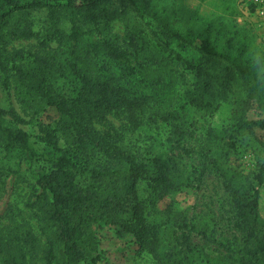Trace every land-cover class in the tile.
I'll use <instances>...</instances> for the list:
<instances>
[{"label":"trees","instance_id":"1","mask_svg":"<svg viewBox=\"0 0 264 264\" xmlns=\"http://www.w3.org/2000/svg\"><path fill=\"white\" fill-rule=\"evenodd\" d=\"M37 10L47 12L54 38L64 43L63 54L29 55L33 61L27 67L17 61L23 54L16 53L12 69L30 95L54 108L57 127L45 130L39 138L43 145L37 146L27 132L4 124L6 116L18 117L0 107V179L4 178L1 182L6 186L11 176L19 175L22 164L31 174L36 190L30 207L36 210L38 233L45 240V264H96L93 227L102 223L121 224L157 264H182L194 253L205 262L264 264V220L259 215L258 191L264 182V158L248 174L231 166L229 154L224 156L225 166L212 161L234 212L232 228L237 240L198 233L197 225H186L167 205L163 213L174 227L171 250L162 253L167 226L147 219L145 202L159 213L157 204L180 187L172 173L176 171L172 157L164 153L139 158L93 126L95 119L120 112L127 114L133 130L138 129L146 111L162 102L160 93L175 80L170 70L180 61L194 80L189 103L203 109H217L226 102L236 105L227 139L208 129L205 157L214 143L233 147L240 132L252 135L264 152V140L255 136L257 130L264 133V61L252 47L245 27L232 21L209 22L179 0H0V69H4L9 34L32 36L4 28L17 20L30 29L28 16ZM134 14L133 21L145 25L139 29H149V41L144 35L147 31H130L128 48H122L103 35L101 29H108L114 20ZM62 19L69 24L68 33L54 27ZM100 55L106 61H99ZM238 86L243 88L244 98L237 95ZM253 104L261 110L257 118L248 116ZM160 118L171 126L173 139L180 138L175 139L179 147L185 130L177 123L178 112H166ZM57 131L68 139L69 148L60 147ZM4 158L21 163L4 171ZM142 181H147L153 193L148 200L138 197ZM122 215H128L127 221H120ZM181 228L186 231L179 235ZM193 232L201 234L199 243H191ZM28 236L31 234L26 232L24 240ZM236 241L239 245H234ZM23 260V251L0 237V264H22Z\"/></svg>","mask_w":264,"mask_h":264},{"label":"rangeland","instance_id":"2","mask_svg":"<svg viewBox=\"0 0 264 264\" xmlns=\"http://www.w3.org/2000/svg\"><path fill=\"white\" fill-rule=\"evenodd\" d=\"M179 3L209 22L232 21L240 27H245L252 37V47L264 61V26L243 6L241 0H179ZM129 17L127 16L123 20L116 19L108 29H101L104 30L103 35L106 38H110L115 45L122 48H128L130 31L139 34L145 30L147 33L144 35L150 34L151 38L149 29H139L144 28L145 25L143 26L139 20L133 21L132 18H136L135 14L134 17L132 15ZM27 21L30 22V29H24L25 22L16 23L17 20H11L4 28V31L5 29L9 32L23 31L25 34L31 33L32 36L25 38L9 34L10 41L8 40L9 43L5 49L6 52H4L6 53L3 59L4 69H0V107L4 110L14 111L18 117V120H15L11 116H6L4 124L16 126L27 132L30 140L42 147L43 143H40L39 138L45 130L52 131L57 127L58 114L54 108L47 107L44 102L30 95L26 88L20 84L12 69L15 62L12 56L16 53L23 54L24 56H21L24 59L18 60L20 56L17 59L18 63H24L25 66L31 67L33 58L29 55L54 56L55 53H58L57 57H59L63 54L65 46L64 43L59 42L57 37L54 38L53 29H51L52 26L45 10L32 11ZM54 27L66 33L69 32V24L65 19H62ZM146 38L149 41V37L146 36ZM45 40L48 42L43 44L42 41ZM154 42L156 43L155 40ZM174 46L175 49L183 52L182 55H185L182 49L176 47V44ZM98 60L104 61L105 59L100 55ZM174 63L170 74L175 80L171 81L172 85L164 87L160 93L162 102L154 107L152 105V108L146 111L142 125L138 129L131 128L126 113H109L103 120L95 119L93 121L94 128L101 135H111L117 145L136 154L139 158L164 153H169L172 157V162L176 166V171L172 173L180 187L157 204L159 213H155L149 203L145 202L147 219L162 222L164 226H167L162 253L171 250L170 231L171 227H174L172 220L169 221L168 216L163 213L167 205L186 225H197L198 233L204 232L208 236L222 239L225 237L230 241H234V238L237 240V232L232 228L234 212L229 197L224 191L222 178L212 161L216 159L220 165L225 166L224 156L229 154L228 162L231 166L243 174H248L253 172L264 158L263 149L253 136L246 132H240L235 136L236 141L231 148L222 146V142L219 143L220 145L214 143L213 148L205 157L208 129L221 133L227 139L231 133L234 120L233 109L236 108V105L226 102L217 109H203L189 103V94L192 92L194 80L182 62ZM112 70L117 71L116 67H112ZM166 80L170 81V78L166 77ZM237 89V95L244 98L243 88L238 86ZM157 111H159L158 114ZM171 111L178 112L177 123H180L185 130L179 147H176L175 139L179 140L180 138L173 139L171 126L160 118V115ZM260 113L258 105L253 104L249 108L248 116L257 118L261 115ZM56 134L60 138V147L69 148L68 139L64 138L60 131H57ZM255 136L264 140L263 132L257 130ZM2 145L3 141L0 138V156L2 155ZM18 163L21 161L16 158L10 160L4 158L1 167L4 171L13 170ZM202 169V175H199ZM2 179H0V215L3 214V217L0 218V237L12 241L23 251L22 264H45V240L38 233L36 210L34 207H30L36 190L31 174L22 164L19 175L11 176L9 178L11 180H7L6 186H2ZM258 191L259 215L264 220V182ZM152 194L147 181L140 182L138 197L148 200ZM127 219L128 215L120 217V221H127ZM93 228L97 249L92 254L94 257L98 256L96 264H157L147 250L138 246L132 234L125 231L121 224L105 225L102 223ZM185 231L186 229L181 228L177 232L180 235ZM26 232L31 234V237L28 236L24 240ZM197 232L191 234V243L201 241V234ZM32 237L35 240L32 241ZM22 240L24 241L22 242ZM234 245H239V241H236ZM223 252L227 253V250L223 249ZM182 264L226 263L205 262L199 254L194 253L189 254Z\"/></svg>","mask_w":264,"mask_h":264},{"label":"built area","instance_id":"3","mask_svg":"<svg viewBox=\"0 0 264 264\" xmlns=\"http://www.w3.org/2000/svg\"><path fill=\"white\" fill-rule=\"evenodd\" d=\"M243 6L264 26V0H241Z\"/></svg>","mask_w":264,"mask_h":264}]
</instances>
